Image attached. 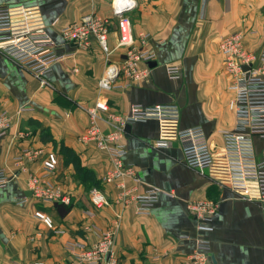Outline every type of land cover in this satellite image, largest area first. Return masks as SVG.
<instances>
[{
  "label": "crops",
  "instance_id": "obj_1",
  "mask_svg": "<svg viewBox=\"0 0 264 264\" xmlns=\"http://www.w3.org/2000/svg\"><path fill=\"white\" fill-rule=\"evenodd\" d=\"M113 1L0 0V6L23 10L20 17L32 14L29 22L41 21L58 54L67 55L44 84L0 50V113L13 120L0 137V169L10 177L0 189V264H68L69 244L97 242L118 214L122 215L114 248L118 264H185L198 240L209 243V264H264V203L213 182L208 172L188 168L177 142L155 149L153 143L161 136L158 121L130 123L124 136V161L137 166L139 178L138 183L127 181V189L132 195L148 187L160 190L149 215L116 203L117 184L102 182L111 169L110 155L79 139L89 126L87 110L97 103L107 107L99 112L105 133L113 129L110 117L128 115L133 104H175L179 128L201 126L214 149L223 147L222 132L234 128L235 116L229 108L232 78L224 69L219 45L222 38L243 33L245 49L259 53L264 46V0H133L135 5L123 15L130 20L135 46L140 48L139 36L147 34L157 57L148 65V76L132 85L122 71L127 49L117 47L119 15ZM90 14L111 22L108 58L95 40L87 50L61 40L64 26ZM170 65L180 67L179 80L169 78ZM111 66L121 72L112 89L101 90L99 82ZM256 147L261 152L264 140L257 139ZM27 149L42 153L34 161L19 163ZM50 152L59 160L54 174L43 167ZM32 177L45 179L71 202L36 199L29 183ZM95 187L110 206L94 205L90 191ZM205 200L218 205L212 231H199L187 211L189 202ZM36 211L50 216L55 230L37 219Z\"/></svg>",
  "mask_w": 264,
  "mask_h": 264
},
{
  "label": "built area",
  "instance_id": "obj_2",
  "mask_svg": "<svg viewBox=\"0 0 264 264\" xmlns=\"http://www.w3.org/2000/svg\"><path fill=\"white\" fill-rule=\"evenodd\" d=\"M113 2L115 10L120 7L132 8L135 5L133 0ZM22 13L23 10L0 6V50L40 77L44 84H48L46 76L54 65L67 55L58 54L55 40L41 21L29 22L33 15L20 17ZM117 28L119 31L117 47L127 49L122 71L132 85L135 80L148 76L150 71L148 65L156 60L157 54L149 48L150 36L147 34L139 36L140 48L135 46L133 29L125 15H119ZM110 31L109 19L90 14L81 21L64 26L60 30V37L63 44L86 50L92 47L95 40L108 58L112 54L108 44ZM244 38L243 33L233 34L222 38L219 45L224 69L232 78L230 90L233 91L234 97L229 103V108L235 116L234 128L222 132L224 143L219 150L212 147L201 126L179 128L180 110L175 104L153 107L133 104L128 115L110 117L109 124L113 129L107 133L101 128L99 115V112L107 111L105 104L97 103L95 108L87 110L89 126L79 139L84 143H94L98 149L107 151L110 155L111 169L103 177L102 182L117 184L119 188L117 204H121L124 209L133 206L134 212L138 215H149L159 200L160 190L155 187H148L142 194L132 195L126 186V182L130 180L139 182L137 166L124 161L127 153L124 143L126 125L145 123L149 120H156L161 124V136L153 143L155 149L165 150L171 142H177L188 168L208 172L213 182L227 186L239 196L264 203V149L258 152L256 147L257 139L264 140V46L259 53L248 52L244 47ZM141 64H145V67L141 68ZM120 72L116 66H111L107 75L99 82L100 89H112L113 79ZM166 72L172 80L177 81L181 78V69L178 65L168 66ZM12 122V117L8 113H0V137L8 133ZM41 153L27 149L17 161L19 163L26 160L34 161ZM58 165V156L54 152L47 153L43 160L46 173L54 174ZM9 182L7 171L0 169V189ZM29 183L32 195L40 201L50 203L61 201L66 204L71 202L59 188L47 184L43 178L32 177ZM90 197L99 209L111 205L103 191L97 187L90 191ZM217 210L218 205L207 200L187 204L188 214L196 220L199 231H212ZM35 217L47 228L55 230L52 218L46 213L36 211ZM121 220L122 215L118 214L115 222L91 245L85 242L69 244L71 260L68 264H118L114 248ZM208 251L209 243L198 240L194 251L187 256L185 264H209Z\"/></svg>",
  "mask_w": 264,
  "mask_h": 264
},
{
  "label": "water",
  "instance_id": "obj_3",
  "mask_svg": "<svg viewBox=\"0 0 264 264\" xmlns=\"http://www.w3.org/2000/svg\"><path fill=\"white\" fill-rule=\"evenodd\" d=\"M130 8H127V7H120V8H118V9H116L115 10V13L117 14V15H122V14H124L126 11H128ZM129 127H130V124H128L127 126H126V129H129Z\"/></svg>",
  "mask_w": 264,
  "mask_h": 264
}]
</instances>
